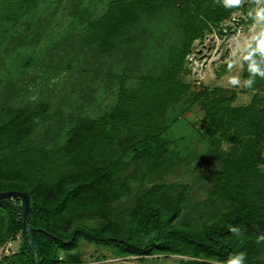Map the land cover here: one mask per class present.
<instances>
[{"label": "trees", "instance_id": "1", "mask_svg": "<svg viewBox=\"0 0 264 264\" xmlns=\"http://www.w3.org/2000/svg\"><path fill=\"white\" fill-rule=\"evenodd\" d=\"M246 1L227 6L226 0H112L89 23L87 45L111 54L133 28L171 13L181 38L161 62V72L143 77L133 90L122 89L104 115L75 118L65 142L54 148L33 141L36 130L50 122L47 105L1 113L0 192L30 196L28 225L34 228L40 264H82L77 252L82 241L140 261L179 256L180 264H229L242 254L244 264H264V79L247 69L253 97L242 106H235L237 93L208 87L193 91L182 79L195 42L216 28L228 32L222 24L239 9L247 13ZM253 20L249 14L248 22ZM178 104L183 108L165 121L169 108ZM195 107L203 113L198 140L209 149L205 156L219 165L213 196L226 211L200 227L185 224L186 201L161 187L132 208H116L133 195L134 182L143 175L130 172L131 163L141 169L144 164L152 175L181 164L179 143L168 134ZM125 140L130 160L119 151ZM23 231L22 200L0 201V248L19 235L22 239L0 264H37Z\"/></svg>", "mask_w": 264, "mask_h": 264}, {"label": "rangeland", "instance_id": "2", "mask_svg": "<svg viewBox=\"0 0 264 264\" xmlns=\"http://www.w3.org/2000/svg\"><path fill=\"white\" fill-rule=\"evenodd\" d=\"M111 1L0 0V115L10 109L34 110L47 105L50 122L36 130L34 142L47 148L65 142L66 131L75 118L107 113L122 89L133 90L143 77L159 74L161 62L179 42L177 20L166 13L160 19L156 17L152 25L133 28L128 37L116 42L111 54H101L97 47L87 45L85 38L89 23L99 19ZM245 6L249 13L239 9L222 24L228 32L216 28L195 42L187 58V73L182 76L193 91L208 87L237 93L235 106L248 105L252 100L253 92L247 91L246 79L250 65L264 71V52L258 49L264 39V19L256 15L264 11V1L247 0ZM249 14L254 15L252 23L248 22ZM233 79L239 83L232 84ZM182 106L169 108L164 120L177 114ZM202 116L198 107L185 112L168 134L170 140L179 143L180 165L152 175L144 164L142 169L130 164V172L143 175L134 182L133 195L120 201L116 208H132L145 193L161 187L172 189L173 196L186 201L181 219L185 224L200 227L226 211L225 204L213 196L219 165L205 156L209 149L198 140ZM129 143L125 140L119 148L126 160L132 157ZM21 240L19 235L1 247L0 257L16 252ZM77 252L82 264H180L182 259L118 258L112 249L85 241Z\"/></svg>", "mask_w": 264, "mask_h": 264}, {"label": "water", "instance_id": "3", "mask_svg": "<svg viewBox=\"0 0 264 264\" xmlns=\"http://www.w3.org/2000/svg\"><path fill=\"white\" fill-rule=\"evenodd\" d=\"M7 199H21L24 206V231L23 233L29 237L30 245L32 247L33 253L36 256L37 264H40L38 258L37 250L33 240V230L34 228L28 225V219L31 216V200L30 196L27 193L20 191H7L0 192V201Z\"/></svg>", "mask_w": 264, "mask_h": 264}, {"label": "clouds", "instance_id": "4", "mask_svg": "<svg viewBox=\"0 0 264 264\" xmlns=\"http://www.w3.org/2000/svg\"><path fill=\"white\" fill-rule=\"evenodd\" d=\"M240 3V0H226V5L227 6H233V5H238ZM257 17L259 19H264V11H261V12H258L257 14ZM258 49L261 51V52H264V39H261L260 42H259V45H258ZM250 71H252L253 73H258L259 75L261 76H264V71H261L257 66L255 65H250ZM232 84H238L239 81L236 80V79H233L231 81ZM252 84V81L249 80L247 81V85L250 87ZM233 231H237L236 229H233ZM244 260H245V257L244 255H238V256H235L234 258H231L230 261H229V264H244Z\"/></svg>", "mask_w": 264, "mask_h": 264}]
</instances>
